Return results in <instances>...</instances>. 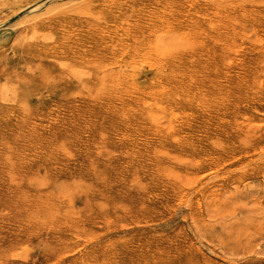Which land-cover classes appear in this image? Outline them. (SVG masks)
Returning a JSON list of instances; mask_svg holds the SVG:
<instances>
[{"label":"rangeland","instance_id":"374dc122","mask_svg":"<svg viewBox=\"0 0 264 264\" xmlns=\"http://www.w3.org/2000/svg\"><path fill=\"white\" fill-rule=\"evenodd\" d=\"M11 1L0 264H264V0Z\"/></svg>","mask_w":264,"mask_h":264},{"label":"bare ground","instance_id":"6f19581e","mask_svg":"<svg viewBox=\"0 0 264 264\" xmlns=\"http://www.w3.org/2000/svg\"><path fill=\"white\" fill-rule=\"evenodd\" d=\"M10 1H11V0H10ZM12 1H13V0H12ZM12 1H11V2H12ZM16 1H17V0H16ZM16 1H15V2H16ZM68 1H69V0H68ZM68 1H67V2H68ZM72 1H73V0H72ZM77 1H78V0H77ZM25 2H26V1L24 0V3H25ZM28 2H30V1H28ZM204 2H205V1H204ZM20 3H21V2H20ZM20 3H17V4L19 5ZM61 3H62V2H61ZM84 3H85V2H84ZM84 3H82V4H84ZM236 3H237V2H236ZM1 4H2V3H1ZM8 4L10 5L11 3H8ZM12 4H14V3H12ZM17 4H16V5H17ZM72 4H73V3H72ZM18 5H17V6H18ZM23 5H24V4H23ZM23 5H21V6H23ZM66 5H67V4H66ZM68 5H69V4H68ZM6 6H7V5H6ZM6 6H5V7H6ZM12 6H13V5H12ZM61 6H62V5H61ZM8 7H9V6H8ZM10 7H11V5H10ZM14 7H15V6H14ZM14 7H13V8H14ZM54 7H55V5H54ZM57 7H59V6H57ZM57 7H56L55 9L53 8V11L55 10V11L57 12ZM0 8H2V7H0ZM3 8H4V7H3ZM19 8H20V7H19ZM59 8H61V7H59ZM59 8H58V9H59ZM62 8H63V7H62ZM62 8H61V9H62ZM65 8H66V7H65ZM68 8H69V7H68ZM17 9H18V8H17ZM22 9H23V8H22ZM63 9H64V8H63ZM20 10H21V9H20ZM48 10H49V9H48ZM50 10H51V9H50ZM68 10H71V9H68ZM58 11H59V10H58ZM64 11H65V10H64ZM15 12H16V11H15ZM15 12H14V13H15ZM82 12H83V11H82ZM45 13H49V11L46 10ZM40 14H41V12H40ZM40 14H39V16H40ZM60 14H61V13H60ZM89 14H90V13H88V15H89ZM96 14H97V13H96ZM217 14L219 15V14H220V11H219V13H217ZM250 14H251V13H250ZM42 15H43V14H42ZM44 15H45V14H44ZM86 15H87V14H86ZM195 16H196V15H195ZM221 16H222V14L219 15V17L222 19L223 17H221ZM246 16H248V15L245 14V17H246ZM197 17H198V16H197ZM7 18H8V17L6 16L5 19H7ZM40 18H41V17H40ZM40 18H39V19H40ZM33 20H34V18H33ZM36 20H37V19H36ZM36 20H35V21H36ZM28 21H29V20H28ZM31 23H32V22H31ZM208 23H209V22H208ZM210 23H211V22H210ZM210 23H209V24H210ZM237 23H238V22H237ZM239 24H240V23H239ZM176 26H177V25H176ZM15 27H16V26H15ZM183 31H184V30H183ZM153 32H154V31L152 30V33H153ZM235 32H236V31H235ZM148 37H149V35H148V36H143L144 39H146V38H148ZM179 37H180V36H179ZM179 37H178V38H179ZM13 39H14V38H13ZM219 42H221V40H220ZM141 43H142V42H140V41H137V40L135 41V44H139V45L136 47L137 50H140L141 48L145 47V45L143 46V44H141ZM5 44H6V43H5ZM234 45H235V44H234ZM225 48H226V47H225ZM231 48H232V47H230V49H231ZM13 52H14V51H13ZM7 54H8V53H7ZM33 73H34V72H33ZM132 77H133V76H132ZM142 82H143V81H142ZM77 86H78V85H77ZM127 91H128V90H127ZM124 94H125V93H124ZM45 96H46V95H45ZM27 103H28V102H27ZM89 104H90V103H89ZM43 105H44V104H43ZM155 106H156V105H155ZM37 107H38V106H37ZM155 109H156V108H155ZM157 110H158V109H157ZM157 113H158V112H157ZM163 114H164V113H163ZM6 121H7V120H6ZM45 121H46V120H45ZM5 124H6V123H5ZM158 125H159V124H158ZM47 131H48V130H47ZM153 134H154V133H153ZM85 136H86V135H85ZM155 136H156V135H155ZM161 148H162V147H161ZM82 156H83V155H82ZM78 159H79V158H78ZM195 165H196V164H195ZM195 168H196V166H195ZM165 170H166V169H165ZM195 170H196V169H195ZM166 171H167V170H166ZM135 172H136V171H135ZM196 173H197V172H196ZM188 181H189V180H188ZM188 181H187V182H188ZM54 182H55V181H54ZM9 183H11V182H9ZM198 187H199V186H198ZM180 193H181V192H180ZM196 204H197V203H196ZM24 248H25V247H24ZM27 248H28V247H27ZM29 248H30V247H29ZM49 248H50V247H49ZM20 249H21V248H20ZM22 249H23V248H22ZM42 249H44V248H42ZM24 250H25V249H24ZM24 250H23V251H24ZM26 250H27V249H26Z\"/></svg>","mask_w":264,"mask_h":264}]
</instances>
